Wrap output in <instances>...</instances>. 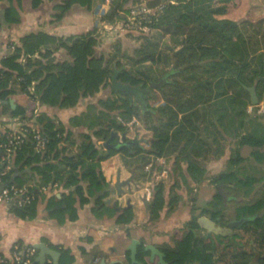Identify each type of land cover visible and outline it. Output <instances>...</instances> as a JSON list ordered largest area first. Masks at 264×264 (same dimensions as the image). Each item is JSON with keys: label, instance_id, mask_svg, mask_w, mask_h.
Wrapping results in <instances>:
<instances>
[{"label": "trees", "instance_id": "1", "mask_svg": "<svg viewBox=\"0 0 264 264\" xmlns=\"http://www.w3.org/2000/svg\"><path fill=\"white\" fill-rule=\"evenodd\" d=\"M44 1L0 0L7 5L5 11H0V29L3 22H18L15 2L25 10L29 2L33 9H38ZM134 1L111 0L101 21L115 24L122 20L131 11ZM234 2L177 0L164 12L153 16L152 29L159 31L162 37L183 39V43L173 55V67L159 81L167 79V83L158 89L164 106L148 107L151 112L142 108V121L146 123L147 115L154 120L150 127L153 136L149 149L141 144L113 147L116 140L109 147L104 146L113 132H127L117 116L129 121L140 110L129 98L114 92L111 81L115 69L120 70L122 82L133 86L145 87L158 81L142 71L132 73L117 58L121 54L119 45L107 56L106 51L114 44L101 41V26L95 25L88 32L68 37L38 31L22 37L18 44H11L10 53L0 61V105L4 104L5 112L25 125L24 142L15 151L12 169L3 181L5 185L27 186L34 196L28 204L12 206V211L23 220L35 219L42 190L58 184L66 191L61 199L53 197L48 211L49 216L60 224L68 219L76 220L78 206H85L94 198L95 210H113L116 222L128 226L135 218L133 208H120L115 205V200L113 204H107L115 192L110 190L102 163L120 154L127 168L138 178H143L146 165L175 155L172 172L179 177L168 194L163 183L154 186L153 198L148 204L150 222L159 221L164 212L171 215L184 199L178 190L181 185L192 189L189 179L196 184L207 180V170L201 159L212 153L213 148L200 138L198 131L199 123L207 119V114L200 108L208 104L215 106L216 121L229 135L235 133L237 138V148L228 160V171L209 181L217 188L226 186L230 192L241 190L249 196L255 185L264 181V176H251L240 171L247 160L264 167V128L248 112L250 95L247 91L259 78L257 92L261 101L264 98V52L256 35L260 23L238 22L233 18L230 5ZM96 3V0H61L56 5V21H62L75 7L91 11ZM156 4L155 1L151 5ZM12 46H15L14 51ZM150 46L154 48L153 52L136 50L139 58L133 61L132 67L157 62L156 46ZM61 51L65 52L66 58L58 61L56 54ZM176 77H181L182 81ZM33 87L34 94L31 93ZM105 88L111 90L110 97L89 104L84 113L71 117L67 124L41 111V106L75 108L82 99L97 97ZM12 100L16 109L12 108ZM38 103L40 109L36 114ZM37 131L46 139V148L42 152L36 147L34 136ZM244 147L251 148L249 159L242 155ZM0 154L1 171L4 159L1 149ZM225 207L219 189L206 207L201 208L200 214H196L199 208L194 205L191 219L173 231L172 243L160 246L165 260L169 264H264V193L253 203H244L237 208L233 221H246L234 229L233 236H208L198 219L208 216L226 226L229 221L225 218ZM18 244L25 248L22 242ZM55 249L60 253V264H75L76 258L70 249ZM126 257L131 264V253L128 252ZM137 259L144 264H159L158 259L151 262L150 252L143 245L139 247Z\"/></svg>", "mask_w": 264, "mask_h": 264}, {"label": "crops", "instance_id": "2", "mask_svg": "<svg viewBox=\"0 0 264 264\" xmlns=\"http://www.w3.org/2000/svg\"><path fill=\"white\" fill-rule=\"evenodd\" d=\"M60 1L45 0L38 9H33L29 2L25 10L21 9L19 4L15 2V17L18 22L12 24L3 22L0 29V61L10 53L11 44H18L22 37L30 33L44 31L51 35L68 37L88 32L95 27L97 18L94 11L99 5L98 3L91 11L75 7L72 13L62 21H56V5ZM6 7L5 3H0L1 12L5 11ZM108 38L110 43H113L114 36L103 37V33L100 35L103 42ZM104 43L108 44L109 42ZM56 56L58 61L66 58L63 51L57 53ZM109 93L107 90H103L97 97L82 99L78 106L72 109L41 106V111H46L53 118L67 124L71 117L84 113L89 104L110 97ZM17 126L18 122L5 112V105L1 104L0 128H3L2 131ZM102 169L110 185V190L115 192L114 198L110 199L112 202L108 203L107 201V204H113V200H115V205L120 208L131 206L135 218L130 225H119L113 210H95L94 198L89 204L78 206V218L76 220L68 219L65 223L60 224L58 220L49 216L50 211H48V205L53 197L56 196L61 199L62 193L66 191L62 185L57 184L54 188L42 190L43 196L39 202L38 215L33 220L21 219L12 211L11 204L0 202V252L5 257L10 258L13 247L19 242H22L25 247H34L38 243H45L56 251L58 249L55 248L70 249L76 258L75 264H102L103 261L106 264H128L126 256L128 252L131 253L129 247L134 240L140 241L138 251L141 245L145 248L148 245H153L161 250V245L171 244L173 231L161 226L162 221L160 220L162 218L157 222L149 221L148 204L152 200L147 199L149 184L143 183L132 170L127 168L120 154L104 161ZM119 173L122 181L134 176L132 186L124 187L123 195H119L116 189ZM140 183H143V186ZM190 219L191 215L184 224ZM156 259L159 263V257L152 261ZM47 262L54 264L51 257H48Z\"/></svg>", "mask_w": 264, "mask_h": 264}, {"label": "rangeland", "instance_id": "3", "mask_svg": "<svg viewBox=\"0 0 264 264\" xmlns=\"http://www.w3.org/2000/svg\"><path fill=\"white\" fill-rule=\"evenodd\" d=\"M96 1L99 4H104V1L102 0ZM142 1H145L148 6L155 2L153 0H135L133 6L131 7V11L125 14L122 20H127L128 17L132 18L135 10H142L143 12ZM98 7L99 6L97 5L94 11L97 18L96 22L98 20L99 14ZM230 7L231 13L233 14L232 17L237 19L238 22L248 21L260 23L256 35L260 41V48L264 52V0H235L233 4L231 3ZM115 24L108 23L106 25L111 27ZM108 33L106 34L111 37L114 36V45L111 50L109 49L108 51H106L107 56L112 52L114 53V48L119 45L118 48L121 49V54H119L117 58L122 63L126 64L130 68L132 73H135L136 71L145 72L158 82L162 79L163 75L166 72H169L173 67V55L181 48L183 43V39L176 40L169 36L162 37L160 35V32L155 29H153L150 34L143 35V33L139 32L132 33L129 31H124L122 29V26H120L119 29H117L116 27L115 30ZM106 34L104 33L103 37L108 36ZM104 42H109L108 44H111L109 38L104 40ZM150 45L156 46L154 54L157 62H145L139 66L132 67L134 63L133 61H136L139 58L136 50L144 52L149 50L150 52H153L154 48H152V46ZM111 65L113 66V62ZM175 79L178 81H182L181 77H176ZM259 83L260 80L259 78H257L255 81L257 87ZM254 85L252 87H248L247 91L249 92V88H253ZM257 87L256 94L258 96ZM104 90H107V92H110L109 94L112 95L111 90L108 91V89L106 88ZM249 95L250 99L248 102V112L252 115V118H254V120H256L258 124H260L264 128V98L261 101L258 96L259 102L257 104H253L250 92ZM162 106H164V102H162L161 100L160 92L158 90H155L153 97L148 101V107H150L151 109H157ZM212 106L215 107L214 105ZM137 107H139L140 110L131 120L126 121L120 116H117V120L120 121L119 118H121L122 121L125 122L126 125H124L120 121L122 125L127 128L126 134L129 139H137L141 145H143L146 149H149L150 140L153 136L152 131H150V127L154 124V120L152 116L147 115L146 123L143 122V111L141 104L138 103ZM213 107H211V104H208L203 108H200L201 111L207 114V119L205 122L199 123L200 130L198 131L200 138L202 140L208 141L211 144L210 146L213 148L212 153H209L206 157H203L201 159V162L204 164L207 170L205 175L207 180L204 183L196 184L193 183L191 179H189L192 189H189V187L184 184L181 185L180 188H178L179 192L184 196V199L179 204L177 210L171 215L168 216L164 214L166 212L163 213L164 215L162 217V220L160 221H162L161 226L164 229L174 231L176 228L183 227L184 222L187 218H189V215L192 216L191 211L194 205L199 208L196 214H200L201 208L206 207L209 200L213 199V196L218 191V188L209 180L219 173L228 171L229 169L228 160L231 158L234 150L237 148V138L234 135L235 133L229 135V133L225 131V128L216 121ZM146 111L151 112V110L149 109ZM119 134L120 136H122L124 133L119 132ZM241 152L245 158L249 159L251 148L244 147ZM174 158L175 155L172 158L163 157L149 163L145 166V175L143 178H140V180H142L143 183L151 184V186H153L152 188L160 183H163L168 194L171 186L175 183L176 178L179 177H177V175L172 172ZM151 164H153V166L150 168V170H147V167ZM184 168H186V165ZM240 168V171H243L245 174L257 177L264 176V167L255 165L249 160L244 162ZM164 172L167 173L166 178L164 177L160 180H156V177ZM143 183H140V185L143 186ZM225 188L226 186H223V191L227 194L228 200L227 203H225L226 207L224 210V214L226 220L232 222L233 220H235L236 210L241 204L253 203L254 201L262 197L264 193V181L256 184L249 196H247L244 191L238 190L230 192Z\"/></svg>", "mask_w": 264, "mask_h": 264}, {"label": "built area", "instance_id": "4", "mask_svg": "<svg viewBox=\"0 0 264 264\" xmlns=\"http://www.w3.org/2000/svg\"><path fill=\"white\" fill-rule=\"evenodd\" d=\"M156 1V6H151L145 1H142L143 6V12L142 10H135L132 18H129L127 20H122L117 22L115 25H112L109 27L105 23H103L101 20L102 18L107 14L110 5L111 0H105L104 4H99L98 6V20L96 22V26H101V30H103V34L112 32L113 30L119 29L120 26H122V29L124 31H137L139 33L143 34H150V32L153 30L150 26V23L153 22L152 18L155 15H158L159 13H162L165 11L168 5L170 4H176L177 0H153ZM11 50H15V46L11 47ZM34 87L31 89V93L34 94ZM40 103H38V108L36 110V114L39 113L40 109ZM120 121L124 124L125 122L122 121L121 118H119ZM14 121L18 122V126L16 128L6 129L8 130L7 133H4L6 130L3 128H0V140H4L0 143V149L3 152V163H2V170L0 171V202H7L11 204V206H22L24 204L30 203L34 196L28 192L27 186H17V185H5L3 178L10 172L12 169L13 164V157L15 154V151L22 145L24 142L23 139V126L24 123L20 122L19 119L14 118ZM5 138V139H4ZM36 141V147L38 152H42L46 148V139L42 135L40 131H37L35 136ZM153 166V164L149 165L147 167V170H150V168ZM166 172L158 175L156 177V180H160L162 178H166ZM153 186L149 184V187L147 189V199L151 200L153 197ZM1 243V241H0ZM39 251L35 247H25L23 248L21 244H16L12 249V254L10 258L5 257L0 252V264H37V257H38ZM51 264V262H50Z\"/></svg>", "mask_w": 264, "mask_h": 264}, {"label": "water", "instance_id": "5", "mask_svg": "<svg viewBox=\"0 0 264 264\" xmlns=\"http://www.w3.org/2000/svg\"><path fill=\"white\" fill-rule=\"evenodd\" d=\"M119 73L120 70L117 68L115 69V73L112 76V88L115 93L120 94L124 97L129 98L131 102H134L135 104H141V107L144 110L148 109V101L150 98L153 97L154 91L161 89L166 83L167 79H163L161 82H150V84L147 87H143V85H137L133 86L128 83H124L119 79ZM256 87L257 84L254 85L253 88H249V92L252 96V102L253 104H257L259 102L258 96L256 94ZM11 105L13 109H16V104L12 100ZM116 140V145L113 147H119L123 144H140V142L137 139H129L127 137V134L124 133L122 136H120L119 133L113 132L111 138L104 143V146L109 147L110 143L112 141ZM134 181V176H132L128 180H121V174L119 173L118 181L116 183V189L119 193V195L124 194V187L128 186L131 187ZM219 193L223 196L225 203H227V194L223 191V186H219ZM111 200H108V203H111ZM245 219L239 220V221H232L229 222L226 226L220 225L218 223V220H213L208 216H201L198 219V223L208 236H222V237H228L233 236L234 229L239 228L243 225L245 222ZM140 245V241L134 240L132 245L129 247V250L131 251V260L132 264H142L137 259L138 254V246ZM38 251V257H37V263L38 264H46L48 257L53 258L54 264H60V253L49 246H47L45 243H38L34 246ZM146 251L151 252V260H154L156 257H159V263L160 264H169L165 260V254L159 250L157 247L153 245L146 246ZM102 264H106V262H102ZM114 264V263H110Z\"/></svg>", "mask_w": 264, "mask_h": 264}, {"label": "flooded vegetation", "instance_id": "6", "mask_svg": "<svg viewBox=\"0 0 264 264\" xmlns=\"http://www.w3.org/2000/svg\"><path fill=\"white\" fill-rule=\"evenodd\" d=\"M149 84H150V83H149ZM149 84H148V85H149ZM148 85H147V86H148ZM147 86H145V87H147ZM150 260H151V256H150ZM151 261H152V260H151Z\"/></svg>", "mask_w": 264, "mask_h": 264}]
</instances>
